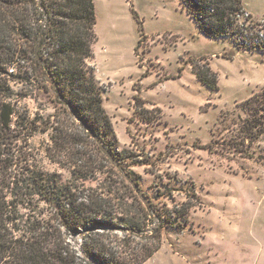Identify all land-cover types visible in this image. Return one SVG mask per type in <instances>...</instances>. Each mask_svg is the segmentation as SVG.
<instances>
[{"label":"rangeland","instance_id":"rangeland-1","mask_svg":"<svg viewBox=\"0 0 264 264\" xmlns=\"http://www.w3.org/2000/svg\"><path fill=\"white\" fill-rule=\"evenodd\" d=\"M243 4L264 34V0ZM94 12L93 64L105 86L103 106L117 140L111 143L130 156L115 165L96 152L95 139L91 137L93 144L83 138L68 151L79 149L83 156L73 171L64 162L68 156L54 149L51 129L46 130L54 115L63 117L52 94L36 82L15 83L0 75V100L20 115V126L8 133L10 145L5 147L16 169L45 171L69 186L79 201L93 202L112 216L146 219L142 234L93 233L117 247L120 258L119 243L126 251L148 245L157 214L168 215L167 209L194 193L199 202L189 211L187 225L178 231L162 228L160 248L142 264H264V137L249 143L242 124L246 114L238 107L264 84V52L203 35L180 0H94ZM191 58H203L201 63L216 72L217 92L196 79ZM134 95L147 102L142 107L149 111V123L135 115L141 108ZM27 121L36 131L27 128ZM123 172L135 174L142 196ZM21 213L24 221L37 220L61 233L73 250L88 233L71 236L54 209L37 196Z\"/></svg>","mask_w":264,"mask_h":264},{"label":"trees","instance_id":"trees-1","mask_svg":"<svg viewBox=\"0 0 264 264\" xmlns=\"http://www.w3.org/2000/svg\"><path fill=\"white\" fill-rule=\"evenodd\" d=\"M243 2L180 0L203 35L212 39L227 38L244 51L264 52V34L258 33L263 25L252 21ZM95 23L94 0H0V75L15 83L36 82L39 88L52 94L63 117L54 115L46 130L51 129L49 139L54 149L64 158L68 156L64 162L73 171L81 166L83 156L79 149L74 154L69 152L83 138L93 143L91 133L100 139L108 153L95 144L96 152L104 160L117 165L130 156L126 151L115 150L111 143L117 140L103 106L105 86L97 79L93 64ZM37 47L39 60L35 56ZM201 61L203 58L190 59L192 73L205 88L217 92L216 72L209 63ZM133 99L141 108L135 110V115L149 123L152 120L146 115L149 111L142 107L147 102L137 95ZM148 103L161 112L155 103ZM238 107L246 114L242 124L248 132L249 143L264 137V85ZM19 120L16 108L0 100V264H142L160 248L162 228L178 231L187 225L189 211L199 202L194 193L189 201L167 209L168 215L157 214L158 225L149 229L148 245L126 251L123 243H119V254L123 256L120 258L116 255L117 247H111L93 233L103 229L142 234L147 230L144 229L146 219L115 217L93 202L79 201L69 186L45 171L26 166L18 171V164L5 147L10 145L8 133L19 128ZM27 125L28 129L34 128L32 121ZM72 127L76 134L70 133ZM123 175L139 187L133 172H123ZM36 196L54 209L60 225L71 236L82 230L91 232L83 236L78 250L71 249L61 233L50 232V226L37 220L24 221L21 209Z\"/></svg>","mask_w":264,"mask_h":264},{"label":"water","instance_id":"water-1","mask_svg":"<svg viewBox=\"0 0 264 264\" xmlns=\"http://www.w3.org/2000/svg\"><path fill=\"white\" fill-rule=\"evenodd\" d=\"M38 49H39V47L36 48L35 56H36V58L39 60V57H38ZM91 137H92L93 139H95L96 143L100 146V149H101L103 152H106L105 149H104V147H103L102 144H101L100 139H99L97 136H95L94 134H92V133H91ZM106 154L108 155L107 152H106ZM134 188H135L136 192H137L140 196L143 195V194H142V191H141L140 189H138L136 186H134Z\"/></svg>","mask_w":264,"mask_h":264},{"label":"crops","instance_id":"crops-1","mask_svg":"<svg viewBox=\"0 0 264 264\" xmlns=\"http://www.w3.org/2000/svg\"><path fill=\"white\" fill-rule=\"evenodd\" d=\"M194 76H195V75H194ZM263 85H264V84H263ZM139 92H140V91H139ZM139 92H138V93H139ZM251 94H252V93H251ZM155 104H156V103H155ZM156 105H157V104H156Z\"/></svg>","mask_w":264,"mask_h":264}]
</instances>
